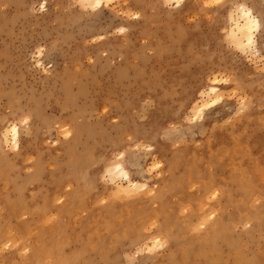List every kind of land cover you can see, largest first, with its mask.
Instances as JSON below:
<instances>
[{"label":"rangeland","instance_id":"rangeland-1","mask_svg":"<svg viewBox=\"0 0 264 264\" xmlns=\"http://www.w3.org/2000/svg\"><path fill=\"white\" fill-rule=\"evenodd\" d=\"M263 183L264 0H0V264H264Z\"/></svg>","mask_w":264,"mask_h":264},{"label":"bare ground","instance_id":"bare-ground-1","mask_svg":"<svg viewBox=\"0 0 264 264\" xmlns=\"http://www.w3.org/2000/svg\"><path fill=\"white\" fill-rule=\"evenodd\" d=\"M80 1H82L84 4H86V6L88 5V6H99L102 2H103V0H80ZM178 2L179 1H181V0H177ZM238 8V7H237ZM235 9V8H234ZM235 13V12H234ZM237 15L236 16H231L230 17V21H231V27H230V31H229V37L232 39V41L235 43V45H236V47L237 48H239V49H242V50H250V51H252L253 49H256L257 50V48H255V36H256V34H257V32L259 31V27H260V23H259V20L254 16V14H253V12H252V10L250 9V8H248V7H245V6H241L240 8H239V11H238V13H236ZM227 20V19H226ZM224 32V31H223ZM225 34V33H224ZM252 52H254V51H252ZM255 54H257V53H255ZM220 89H218V87H216V86H211L210 88H209V91H208V93H207V95L204 93V92H201V93H203V95L205 94L206 96H208V97H214V96H218L217 94L219 93L218 91H219ZM202 95V94H201ZM200 95V96H201ZM201 104H203L201 107H199L197 110H202L204 107H206L209 103L207 102H205V103H201ZM199 106V105H198ZM197 108V107H196ZM8 127H10V125L8 126ZM6 131V129H4V132ZM9 134L11 135V140H12V144H13V147L14 148H17L18 147V141H19V132H18V128L16 127V126H11V128H9V130L8 131H6L5 133H4V138H5V140L7 139L6 138V136L8 135L9 136ZM3 138V137H2ZM10 141V140H9ZM9 143V142H8ZM223 147V146H222ZM226 148V147H225ZM221 150V149H220ZM219 150V151H220ZM238 153V152H237ZM239 154V153H238ZM242 154V153H241ZM241 154H240V156H241ZM220 155V154H219ZM224 155V154H223ZM221 156V155H220ZM227 156V155H226ZM239 155H238V157H240ZM244 158V157H243ZM229 160V159H228ZM244 160V159H243ZM219 161H222V160H219ZM223 161H224V157H223ZM178 162V161H177ZM180 162V161H179ZM184 162V161H183ZM211 162V161H210ZM209 162V163H210ZM235 162H236V160H235ZM239 162V161H238ZM237 162V163H238ZM188 163V162H187ZM242 163H243V161H242ZM184 164V163H183ZM211 164V163H210ZM236 164V163H235ZM224 165V164H223ZM242 165V164H241ZM187 166H189V165H187ZM211 166V165H210ZM234 166V165H233ZM173 167V166H172ZM248 167V166H247ZM192 168V167H191ZM190 168V169H191ZM248 169V168H247ZM246 169V170H247ZM189 170V169H188ZM251 170V169H250ZM231 171V170H230ZM234 171V170H233ZM232 171V172H233ZM236 171V170H235ZM252 171V170H251ZM110 172V171H109ZM187 173V172H186ZM184 175L186 176V174L184 173ZM111 176H116V177H118V176H123V177H125L127 180H128V185L126 186V187H123V186H119L118 187V190H120V191H123V192H125V194H133V193H136L137 191H143V190H147V187H148V185L146 184V183H138V182H133V181H131L130 179H129V176H128V173H127V171L126 170H124L123 168H122V166H120V165H118L117 167H115V169H114V171L112 172V175ZM235 176V175H234ZM237 177V176H236ZM254 177V176H253ZM251 179H253V178H251ZM187 180V179H186ZM185 180V181H186ZM238 180V179H237ZM243 180V179H242ZM184 181V182H185ZM244 181V180H243ZM243 181H242V183H243ZM173 182V181H172ZM175 182V184H176V181H174ZM248 183V182H247ZM258 183V182H257ZM174 184V183H173ZM256 184V183H255ZM262 184V183H261ZM264 184V183H263ZM169 185V184H168ZM172 185V184H171ZM170 185V186H171ZM186 185V184H185ZM236 185H238L237 183H236ZM240 185V184H239ZM247 185V184H246ZM260 185V184H259ZM172 186H175V185H172ZM242 186V185H241ZM184 187V186H183ZM168 188V187H167ZM166 188V189H167ZM236 188H238V187H236ZM235 188V189H236ZM252 188V187H251ZM169 189H171L170 187H169ZM184 189V188H183ZM248 189V188H247ZM219 190H221V189H219ZM242 190H243V188H242ZM245 190H246V188H245ZM245 192V191H244ZM251 192H253V191H251ZM250 192V193H251ZM258 192V191H257ZM229 193V192H228ZM246 194V193H245ZM253 194V193H252ZM255 194V193H254ZM228 195V194H227ZM251 195V194H250ZM258 195H259V193H258ZM234 196V195H233ZM230 197H231V195H230ZM256 197V196H255ZM249 198H251V197H249ZM130 199V198H129ZM231 199V198H230ZM242 199V198H241ZM166 200V199H165ZM249 202V201H248ZM219 203V202H218ZM224 203H225V201H224ZM230 203H231V200H230ZM233 203V202H232ZM242 203V202H241ZM119 204V203H118ZM155 204V203H154ZM166 205V204H165ZM207 205H209V204H207ZM234 205H236V203L234 204ZM249 205V204H248ZM113 206L114 207H116L114 204H113ZM118 206V205H117ZM158 206V205H157ZM156 206V207H157ZM161 206V205H160ZM166 206H169V203H168V205H166ZM246 206V205H245ZM144 207V206H143ZM222 207V206H221ZM220 207V208H221ZM225 207V206H224ZM223 207V208H224ZM239 207H240V205H239ZM111 208H112V206H111ZM111 208H109V209H111ZM151 208H153V207H151ZM162 208V207H161ZM164 208H166V207H164ZM163 208V209H164ZM169 208V207H168ZM172 208H174V207H172ZM258 208V207H257ZM103 209V208H102ZM143 209V208H142ZM219 209V208H218ZM252 209V208H251ZM100 210V209H99ZM233 210V209H232ZM147 211V210H146ZM145 211V212H146ZM164 211V210H163ZM200 211V210H199ZM245 211V210H244ZM94 212V211H93ZM126 212V211H125ZM131 212V211H130ZM136 213H138V211H135ZM143 212V211H142ZM148 212V211H147ZM175 212V211H174ZM224 212V211H223ZM247 212V211H246ZM105 213H106V211H105ZM132 213H134V212H132ZM132 213H131V217H132ZM141 213V212H140ZM164 213H166V212H164ZM237 213V212H236ZM93 214V213H92ZM107 214V213H106ZM167 214H169V213H167ZM181 214V213H180ZM195 214V213H194ZM100 215H102V214H100ZM118 215V214H117ZM136 215H138V214H136ZM136 215H135V217H136ZM140 215V214H139ZM138 215V216H139ZM166 215V214H165ZM219 215V214H218ZM217 215V216H218ZM106 216V215H105ZM123 216H125V214H123ZM127 216V215H126ZM144 216V215H143ZM153 216H155V215H153ZM160 216V215H159ZM227 216V215H226ZM250 216V215H249ZM87 217V216H86ZM91 217H92V215H91ZM100 217V216H99ZM111 217V216H110ZM117 217V216H116ZM119 217V216H118ZM185 217V216H184ZM203 217V216H202ZM231 217V216H230ZM235 217V216H234ZM239 217V215H237V218ZM102 218V217H101ZM123 218V217H122ZM133 218V217H132ZM159 218V217H158ZM201 218V217H200ZM208 218V217H207ZM222 218V217H221ZM85 219V218H84ZM92 219H95L94 217L92 218ZM98 219V218H97ZM110 219V218H109ZM114 219H115V217H114ZM118 219V218H117ZM128 219V218H127ZM135 219V218H134ZM136 219H137V217H136ZM153 219V218H152ZM155 219V218H154ZM203 219H205V218H203ZM219 219V218H218ZM251 219V218H250ZM96 220V219H95ZM99 220V219H98ZM97 220V221H98ZM113 220V219H112ZM124 220H125V217H124ZM148 219H146V221H147ZM172 220V219H171ZM177 220H178V218H177ZM209 220V219H208ZM217 220V219H216ZM245 220V219H244ZM88 221V220H87ZM94 221V220H93ZM92 221V222H93ZM131 221V220H130ZM132 221H134L133 219H132ZM142 221V220H141ZM144 221V220H143ZM168 221H169V219H168ZM186 220H184V222H185ZM200 221V220H199ZM226 221V220H225ZM229 221V220H228ZM124 222V221H123ZM148 222V221H147ZM158 222H159V220H158ZM172 222V221H171ZM177 222V221H176ZM187 222H188V219H187ZM196 222V221H195ZM241 222V221H240ZM109 223H111V222H108V224ZM126 223H129V222H126ZM125 223V224H126ZM132 223V222H131ZM183 223V222H182ZM186 223V222H185ZM184 223V224H185ZM200 223V222H199ZM229 223V222H228ZM237 223V222H236ZM90 224V223H89ZM106 224H107V221H106ZM105 224V225H106ZM113 224H114V222H113ZM124 224V225H125ZM143 224V223H142ZM141 224V225H142ZM169 224V223H168ZM202 225H203V222L201 223ZM226 224V223H225ZM232 224V223H231ZM238 224V223H237ZM87 226H88V224H86ZM101 225V224H100ZM104 225V224H103ZM110 225V227H111V224H109ZM118 225V224H117ZM128 225V224H127ZM126 225V226H127ZM140 225V226H141ZM145 225V224H144ZM186 225H188V224H186ZM211 225V224H210ZM213 225V224H212ZM218 225V224H217ZM219 225H222V224H219ZM218 225V226H219ZM235 225V224H234ZM94 226H96V225H94ZM126 226L124 227L125 229H126ZM140 226H139V228H140ZM150 226V225H149ZM184 226V225H183ZM217 226V227H218ZM229 226V225H228ZM106 227H107V225H106ZM113 227H114V225H113ZM135 227V226H134ZM133 227V228H134ZM147 227H148V224H147ZM174 227V226H173ZM182 227V226H181ZM187 227V226H186ZM189 227V226H188ZM223 227V226H222ZM232 227V226H231ZM63 228H64V226H63ZM89 228V227H88ZM98 228V227H97ZM103 228V227H102ZM116 228H117V226H116ZM123 228V229H124ZM195 228V227H194ZM234 228V227H233ZM107 229V228H106ZM111 229V228H110ZM118 229V228H117ZM124 229V230H125ZM147 229V228H146ZM159 229V228H158ZM167 229V228H166ZM170 229H171V227H170ZM175 229V228H174ZM196 229H198V228H196ZM224 229V228H223ZM226 229V228H225ZM229 228H227V230H228ZM98 230V229H97ZM123 230V231H124ZM138 230V229H137ZM136 230V231H137ZM191 230V229H190ZM194 231H195V229H193ZM192 230V231H193ZM199 230V229H198ZM195 231L196 233H200L199 231ZM217 230H218V228H217ZM45 231V230H44ZM43 231V232H44ZM108 231V230H107ZM111 231V230H110ZM116 231V230H115ZM122 231V230H121ZM170 231V230H169ZM206 231H207V229H206ZM212 231V230H211ZM42 232V233H43ZM49 232V231H48ZM61 232V231H60ZM109 232V231H108ZM114 232V231H113ZM128 232V231H127ZM131 232H132V229H131ZM148 232V231H147ZM157 232H160V231H157ZM217 232V231H216ZM215 232V233H216ZM102 233V232H101ZM110 233V232H109ZM115 233V232H114ZM114 233H113V237H114ZM121 233H123V232H121ZM150 233L151 232H149V234L148 235H150ZM167 233V232H166ZM169 233V232H168ZM48 234V236H49V234L50 233H47ZM90 234V233H89ZM93 234V233H92ZM97 234V233H96ZM95 234V235H96ZM99 234V233H98ZM163 234H164V232H163ZM204 234V233H203ZM202 234V235H203ZM39 235H41V234H39ZM44 235H45V233H44ZM43 235V236H44ZM102 235V234H101ZM105 235V234H104ZM117 235V234H116ZM120 235H122V234H119V237H121ZM133 235V234H132ZM154 235H155V233H154ZM161 235V234H160ZM192 235V234H191ZM202 235H200V236H202ZM216 235V234H215ZM42 236V235H41ZM64 236V235H63ZM84 236V235H83ZM107 236V235H106ZM109 236H110V234H109ZM158 236V235H157ZM163 236V235H162ZM168 237H169V235H167ZM178 236V235H177ZM219 236V235H218ZM45 237V236H44ZM43 237V238H44ZM88 237V236H87ZM108 237V236H107ZM118 236H117V238H119ZM123 237V236H122ZM121 237V238H122ZM140 237V236H139ZM142 237V236H141ZM147 237V236H146ZM150 236H148V238H149ZM187 237L188 236H186V239H187ZM215 237V236H214ZM43 238H41L40 237V240L41 239H43ZM51 238V237H50ZM60 238H62V237H60ZM64 238V237H63ZM101 238V237H100ZM108 238H111V237H108ZM143 238V237H142ZM145 238V237H144ZM147 238V239H148ZM156 238H158V237H156ZM164 238H166V237H164ZM180 238H181V236H180ZM185 238V237H184ZM183 238V239H184ZM194 238V237H193ZM45 239V238H44ZM113 239V238H112ZM120 239V238H119ZM123 239V238H122ZM125 239V238H124ZM140 239V238H139ZM146 239V238H145ZM154 239V238H153ZM152 239V240H153ZM163 239V238H162ZM195 239V238H194ZM193 239V240H194ZM59 240V239H58ZM87 240V239H86ZM90 240V239H89ZM118 240V239H117ZM151 240V241H152ZM155 240V239H154ZM185 240V239H184ZM210 241H211V239H209ZM43 240H41V242H42ZM56 241V240H55ZM88 241V240H87ZM102 241V240H101ZM120 241V240H119ZM138 241V240H137ZM156 241L157 240H155V246H158L159 245V241L156 243ZM163 241V240H162ZM46 242H47V240H46ZM59 242V241H58ZM66 242V241H65ZM64 242V243H65ZM98 242H99V240H98ZM97 242V243H98ZM115 242V241H114ZM129 242V241H128ZM136 242V241H135ZM161 242V241H160ZM191 242V241H190ZM215 242V241H214ZM60 243H61V241H60ZM60 243H59V245L58 246H60ZM63 243V244H64ZM88 243V242H87ZM113 243V242H112ZM118 243V242H117ZM152 243H153V241H152ZM153 243V244H154ZM201 243H204V242H201ZM42 244V243H41ZM55 244H58L57 242L55 243ZM101 244V243H100ZM163 244V243H162ZM161 243H160V245H162ZM192 244V243H191ZM204 244H207V243H204ZM215 244V243H214ZM49 245V244H48ZM51 245V244H50ZM93 245V244H92ZM118 245V244H117ZM217 245V244H216ZM61 248H63L64 246L61 244ZM94 246V245H93ZM115 246V245H114ZM155 246H153V247H155ZM183 246V245H182ZM187 246V245H186ZM194 246V245H193ZM200 246H201V244H200ZM235 246V245H234ZM41 247V246H40ZM77 247V246H76ZM95 247H96V245H95ZM158 247H160V246H158ZM157 247V248H158ZM215 247V246H214ZM230 247V246H229ZM50 248V247H49ZM60 248V249H61ZM94 248V247H93ZM108 248V247H107ZM111 248V247H110ZM156 248V247H155ZM188 248V247H187ZM201 248V247H200ZM205 248V247H204ZM56 249L57 250H59L58 249V247H56ZM91 249V248H90ZM95 249V248H94ZM113 249H114V247H113ZM154 249V248H153ZM191 249V248H190ZM206 249V248H205ZM209 249V248H208ZM207 249V250H208ZM213 249H215V248H212V250ZM52 250V249H51ZM57 250H55V251H57ZM176 250V249H175ZM179 250V252L181 251L180 250V248L179 249H177L176 251H178ZM216 250V249H215ZM182 251H183V249H182ZM201 251V250H200ZM209 252H210V250H208ZM216 251H218V250H216ZM215 251V252H216ZM44 252H46V251H44ZM50 252V251H49ZM58 252V251H57ZM175 252V251H174ZM178 252V253H179ZM207 252V251H206ZM209 252H208V254H209ZM214 252V253H215ZM219 252V251H218ZM41 253V252H40ZM56 253V252H55ZM177 253V254H178ZM189 253V252H188ZM199 253V252H198ZM211 253V252H210ZM230 253V252H229ZM44 254V253H43ZM80 254V253H79ZM203 254V253H202ZM206 254V253H205ZM205 254H204V256H205ZM219 254H221V252L219 253ZM231 254V253H230ZM193 255V254H192ZM200 255V254H199ZM211 255V254H210ZM223 255V254H222ZM240 255V254H239ZM41 256H43L42 254H41ZM188 256V255H187ZM196 256V255H195ZM220 256V255H219ZM227 256V255H226ZM237 256V255H236ZM236 256H235V258H236ZM49 257V256H48ZM65 257V256H64ZM74 257V256H73ZM172 257H173V255H172ZM175 257V256H174ZM179 257V256H178ZM189 257V256H188ZM210 257V256H209ZM216 257V256H215ZM241 257V256H240ZM253 257V256H252ZM45 258V257H44ZM76 258H77V256H76ZM181 258H182V256H181ZM222 258H224V257H222ZM227 258V257H226ZM170 259H172L171 257H170ZM200 259V258H199ZM210 259V258H209ZM208 259V260H209ZM260 259V258H259ZM45 260H46V258H45ZM181 260V259H180ZM218 260V259H217ZM224 260V259H223ZM192 261V260H191ZM207 261V260H206ZM260 261H261V259H260ZM187 262H189V261H187ZM202 262V261H201ZM209 262H210V260H209ZM216 262V261H215ZM254 262V261H253ZM194 263V262H193ZM203 263V262H202ZM181 264V263H180ZM204 264V263H203ZM240 264V263H239ZM244 264H246V263H244Z\"/></svg>","mask_w":264,"mask_h":264}]
</instances>
